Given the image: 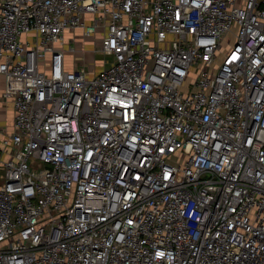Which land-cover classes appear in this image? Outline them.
Segmentation results:
<instances>
[{
	"label": "built area",
	"instance_id": "obj_1",
	"mask_svg": "<svg viewBox=\"0 0 264 264\" xmlns=\"http://www.w3.org/2000/svg\"><path fill=\"white\" fill-rule=\"evenodd\" d=\"M8 104L0 264H264V0H0Z\"/></svg>",
	"mask_w": 264,
	"mask_h": 264
},
{
	"label": "crops",
	"instance_id": "obj_2",
	"mask_svg": "<svg viewBox=\"0 0 264 264\" xmlns=\"http://www.w3.org/2000/svg\"><path fill=\"white\" fill-rule=\"evenodd\" d=\"M94 69L98 70L99 65L97 64V66L94 67ZM12 117H13V110L10 104H8L5 108H1V111H0V140L5 135V130L7 131L10 130L11 123H12ZM0 148H1V142H0Z\"/></svg>",
	"mask_w": 264,
	"mask_h": 264
},
{
	"label": "rangeland",
	"instance_id": "obj_3",
	"mask_svg": "<svg viewBox=\"0 0 264 264\" xmlns=\"http://www.w3.org/2000/svg\"><path fill=\"white\" fill-rule=\"evenodd\" d=\"M98 37L100 38V33H98ZM80 41H79V43H76V45H75L77 49H79L80 46H84V49L89 51L91 49V47H93V45L95 44V42L94 43H89V42L85 41V42H81L80 43ZM77 53H79V52H77ZM90 56L91 55H89V57L87 59H90ZM92 58H95L96 60H99L101 58V56L96 54L94 57L92 56ZM66 65H67V68H69L70 67V62H67Z\"/></svg>",
	"mask_w": 264,
	"mask_h": 264
}]
</instances>
